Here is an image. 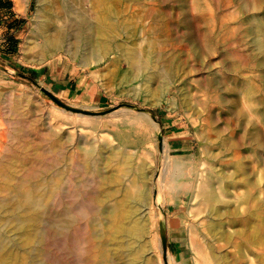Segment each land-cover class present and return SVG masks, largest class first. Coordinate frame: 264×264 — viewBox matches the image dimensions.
<instances>
[{
	"label": "rangeland",
	"instance_id": "374dc122",
	"mask_svg": "<svg viewBox=\"0 0 264 264\" xmlns=\"http://www.w3.org/2000/svg\"><path fill=\"white\" fill-rule=\"evenodd\" d=\"M53 1L75 20L101 12L109 52L48 51L35 33L39 0H0V264H55L57 246L85 224L89 256L108 259L96 231L112 221L100 210L116 208L114 233L139 175L152 184L147 223L138 216L144 264H215L213 254L264 264V0L44 5ZM128 51L144 53L145 72ZM158 173L161 201L175 206L163 212L165 247ZM203 185L218 199L205 220Z\"/></svg>",
	"mask_w": 264,
	"mask_h": 264
},
{
	"label": "bare ground",
	"instance_id": "6f19581e",
	"mask_svg": "<svg viewBox=\"0 0 264 264\" xmlns=\"http://www.w3.org/2000/svg\"><path fill=\"white\" fill-rule=\"evenodd\" d=\"M17 1L20 4L19 0H17ZM51 3H52L51 7L48 8V6H47L48 4L44 5V0H39V8L37 10L35 33H36V37L39 38L40 40H42V46L44 47V49L51 51L55 48H58V46H59L58 43H61L62 45H65V49L67 48V50L69 52H76V53L77 52H85V55L88 57L93 56V57L97 58V57H100L101 54H103L105 52L106 53L109 52L107 44L104 41L106 34L103 30V26H101V23H100V22H103L102 16L100 15L101 12L99 13L98 19L97 18L96 19L91 18L87 15L86 16L81 15V16H79V20H75L74 18L72 19V17H69L68 14H65V12L63 11L62 7L59 5L58 2L53 1ZM65 11H67V10L65 9ZM113 13H114L115 17H119L123 14L122 10L118 7H114ZM58 18L66 19L65 20L66 24H63L60 26ZM68 41H70V42L67 45ZM61 44H60V47H62ZM118 48L119 47H117V49ZM127 54H131V56H133V59L137 62L134 64H136V66L139 68V70H141V72L146 71V69H147L146 61L147 60H145V58H144V53H139L138 51H131V52L128 51ZM147 56H148V54H147ZM136 66H135V68H136ZM151 67H149V68H151ZM162 74H160V75H162ZM161 78L162 77H160V79ZM161 81H163L162 84H160V83H158V84L161 85L162 89L166 88V85H168L167 84L168 81H165V80H161ZM150 88H151V86H150ZM151 89H153V88H151ZM158 89H160V88H158ZM140 114L148 122H153V123L155 122L154 118L150 112L143 110ZM14 123H16V122H14ZM160 173H158V176L156 178V187H157L156 194H157V196L154 199V202L157 203L159 208H160V215H159L160 218H159L158 224L160 225L161 232L163 233L162 234V242H163V245L165 247V238L166 237H165L164 233H165V226H166V224H165L166 223L165 222L166 213H163V212L166 209H169L170 207L174 206V202L171 201V199H168V200H165L164 202H162L160 199L161 193H163V192H161L162 174H160ZM165 174H166V172H165ZM140 177L141 176L139 175V181H138V183L135 184V185H137V189H139L138 192L136 191L137 196L136 197L134 196V195H136L135 192H134L135 193L134 195L128 194L127 197L124 196L127 198L126 202H128L127 205H125V204L124 205H125V207H127L129 205L130 211L127 213L126 219H122V221L119 220L121 222V225H119L117 227V230L114 233H110V230L113 228V223H115L114 220L111 218H112V216H115L116 208L115 207H113V208L103 207L100 210V212L105 217V219H108V222L112 221V223H111V228H104V227L98 228V230L96 231V233H97L96 235L101 238V242L99 241L98 245L97 244H94V245L101 246V247H103V249L107 248V251L109 252V258L107 259L106 257L101 256V257H103L101 260L97 259L98 261L97 260L93 261L92 258L89 256V255H91L92 252L89 251L90 249L88 247V243L91 242L92 234L90 233L88 225L85 224L83 227L75 230L74 233L72 232L73 234L71 236V240L67 246H64V244H60V242L58 241L60 245L57 246V250H56V252H54L55 253V264H142L144 262V259L146 257V253L149 251L148 250L149 247H148V244H146V241L143 242L144 239L146 238V235H147V228L144 227V224H142V223L144 221L146 222V219L149 216L148 210H149V206L151 205V202H152V201H150L151 200L150 199V193L152 191L150 188L151 187L150 185H152V184H150V185L147 183L145 184V182L142 181L144 178L141 177V179H140ZM142 184H143V186L141 188ZM125 190L127 191V189H125ZM129 191H127V192H129ZM154 194H155V192H154ZM162 195L164 196V194H162ZM70 197H71V200L74 199L75 210L81 211V213H82L83 209L85 210V207H86V206L82 205L84 203H82V202H81L82 204L77 203V201L74 198L76 196H75V193L73 191H72ZM197 199H199V206L198 205L197 206L200 208V211L198 212L199 216H197V217L199 219V217L202 216L203 220H205L209 214H211V213H213V211H215L214 205H215V202H218V199H217L216 195L212 193V191L210 192L209 189H207L206 185H203L201 187V191H199ZM100 200H102V199H100ZM116 205H118V202L116 203ZM83 206H84V208H83ZM156 208H157V206H156ZM119 209H122V208H119ZM124 212H125V210H124ZM76 213H78V212H76ZM204 215H205V217H204ZM138 216H140V218L143 220V222L141 221L142 223L138 221ZM23 221L25 222L26 220H23ZM55 224H57V223H55ZM255 233H256V231H255ZM196 235H198V234H196ZM194 241H195V239H194ZM198 243H199V241H198ZM2 244H0V245H2ZM202 249H203V247L201 245H198V246H196L195 250H196L197 254L201 255L203 252ZM92 251H93V249H92ZM88 252H89V254H88ZM101 252H102V248H101ZM101 252L99 251V253H101ZM209 252L214 253L212 249ZM96 255L98 256V254H95V256ZM106 256H107V254H106ZM195 256H197V255H195ZM139 257H141L143 259H139ZM213 259L215 261V264H228L225 261H223L220 257L216 256L215 254H213ZM214 261H213V263H214ZM199 264H212V263H210L209 261H207L204 258V260H201ZM245 264H258V263L253 258H251V259H249V261L245 262Z\"/></svg>",
	"mask_w": 264,
	"mask_h": 264
}]
</instances>
